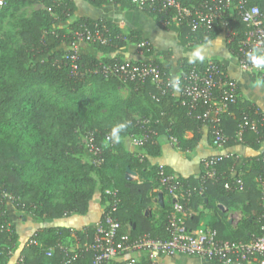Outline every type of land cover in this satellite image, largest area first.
I'll return each instance as SVG.
<instances>
[{"label":"trees","instance_id":"obj_1","mask_svg":"<svg viewBox=\"0 0 264 264\" xmlns=\"http://www.w3.org/2000/svg\"><path fill=\"white\" fill-rule=\"evenodd\" d=\"M87 1L99 6L111 0ZM178 1L187 7L202 9L206 5L219 11L210 28L202 26L193 30L185 22L177 25L183 44L199 45L224 34L228 53L237 60L243 57L241 43L246 28L236 11H230L226 0ZM246 1L249 5L259 8L264 24V0ZM3 2L0 16L35 2H40L48 8L38 9L30 16L20 17L17 21L18 38L8 32L0 37V137L11 128L12 120L7 117V110L16 105L20 123L16 136L28 147L22 146L25 149L22 154L7 155L0 152V226H4L0 231V250L11 249L19 241L16 228L6 215L5 194L11 197V205L41 221L87 212L96 190V179L92 175L93 167L88 160L83 162L77 158V155L84 152L90 156L84 143L69 141L78 129L91 134L93 143L101 149L100 156L103 161L94 169L99 180V191L103 199L105 188L118 189L119 204L115 216L120 224L119 233L128 234L130 238L143 234L155 238H165L168 235L169 200L157 205L156 219L149 210L153 201L158 202L159 192L155 189L159 184L160 170L159 165L149 163V158L161 155L163 137L169 140L173 137L176 140V144L172 143L174 147L182 152L189 151L197 146L202 128L206 126L209 142L212 144L211 121L217 119L227 136L225 147L243 144L258 148L264 140V117L255 105L239 98L238 87L235 101L229 102L220 113L214 112V107L211 106L208 116H203L209 108L208 102L205 103L200 98L191 102V99L180 94L187 85V76L193 67L204 71L211 61L226 74L225 67L219 60L182 59L179 64L184 74L178 78L179 95H175L170 86L172 78L169 68L156 58L148 56L151 47L150 51L145 53L147 57L144 60L156 67L163 79V85L157 87L148 78L144 81L127 82L112 77L106 78L89 71L99 63L123 60L109 55L120 51L129 43H135L137 46L141 41H145L138 30L124 33L106 18L92 19L86 16L77 18L66 27H57L58 21H66L73 14L72 0ZM112 2L140 10L164 28L171 25L165 24V14L162 11L150 10L146 6L140 8L130 0ZM85 30L100 33L105 43L99 40L90 41L101 56L79 52L78 59L74 61L77 68L74 69L73 62L65 57L69 52L68 48L61 49V46H68L75 40L76 32ZM252 55L264 56V52L255 51ZM130 61L139 62L134 59ZM123 87L127 89L126 95L120 93ZM224 88L220 81L211 91L212 99L218 100ZM47 116L51 117L53 128H57L55 131L59 134L47 129ZM244 117L256 120L257 129L245 126L239 139L237 132ZM144 119H149V122L143 124ZM119 122L127 123V128L120 133V142L114 143L109 138L110 132ZM131 136L136 137L139 142L135 146L132 145V149H127L124 140ZM31 148L39 149L44 156L42 162L38 163L34 159L36 156ZM26 151L30 152V155L26 154ZM204 161L205 159L201 161L197 175L177 176V180L186 188L202 190L195 192L190 200L185 202L188 211L187 226H197L203 209L210 208L217 210L223 218L209 219V227L214 229L221 239L246 241L251 236L260 234L264 226V209L255 178L264 172L262 152L250 157L222 155L214 165V178L205 176ZM127 167L137 172L141 182L125 177ZM31 168L37 171L35 175L30 173ZM162 169L165 173L171 172L167 167L163 166ZM237 178L243 181V188L240 190L234 183ZM225 184H228L229 188H226ZM59 189H65L61 196L56 195ZM230 202H241L242 218L233 230L228 227L226 215L216 206V203H222L229 207ZM146 210L148 213L145 214ZM93 232L94 226L77 230L65 226L42 225L30 236L37 244L29 243V238L20 252L25 257L26 264H92L90 253L84 252L74 260H63L59 246L73 245L74 236L82 243L86 238L91 239ZM69 237L73 241L67 242ZM48 248L54 251L50 257L44 256ZM5 260L6 257L0 255V264H6ZM251 262L260 264L257 261Z\"/></svg>","mask_w":264,"mask_h":264},{"label":"built area","instance_id":"obj_2","mask_svg":"<svg viewBox=\"0 0 264 264\" xmlns=\"http://www.w3.org/2000/svg\"><path fill=\"white\" fill-rule=\"evenodd\" d=\"M112 1V0H111ZM140 8L147 7L150 10H159L165 14V24H182L187 23L191 29L199 27L210 28L218 16L217 8L204 5L202 9L194 6L187 7L182 5L178 0H130ZM220 2V0H219ZM0 0V8L3 5ZM226 5L236 11L241 21L245 25V36L241 43L243 57L238 60L239 67L247 72H255L264 76V67L257 68L248 58L253 54V50L264 52V24L261 12L256 5H249L246 0H226ZM75 40L68 45L69 52L65 55L73 63V68H77L74 61L78 59L79 43H91L92 40H99L105 43L100 33H91L90 31L76 32ZM141 48V52L145 54L150 51V44L147 41H141L137 44ZM92 73L100 74L106 78H116L122 82L127 81H144L149 79L156 84L157 87L163 85L158 70L150 62L142 59L139 62L130 60L113 61L109 63H99ZM187 85L180 94L191 99L193 102L197 98L209 103V108L203 116H208L211 106L214 112H222L225 110L229 102L235 101L237 97L236 81L229 78L223 70L219 69L213 62H209L204 71L197 70L195 67L191 69L188 76ZM222 82L225 86L222 96L218 100L211 97L212 89ZM149 119H144L143 124H147ZM212 123V145L216 148H224L227 141L223 129L219 126L217 119ZM249 125L253 130L257 129V121L244 117L242 123L239 124L237 136L241 139L242 131L245 126ZM130 144L135 146L139 140L131 136ZM170 141L176 144V140L171 137ZM84 146L92 158L94 165H100L103 161L101 149L93 143L91 134L86 133L84 137ZM223 154L204 158V172L207 178L215 177L214 165L220 160ZM264 161V151L262 152ZM160 166L158 171V186L156 191L164 195L170 202V210L167 216L168 235L165 238H155L150 235L143 234L136 238H130L128 234L119 233L120 224L115 216L118 204V189L115 187H107L103 190L105 204L101 216L94 225V232L91 239L86 238L82 243L78 237L74 236V244L70 246L60 245L59 249L63 253V260H74L80 256V253H90L92 264H157L154 260L157 256H171L176 253L188 256L198 257L208 262L218 264H242L251 261H257L264 264V226L262 232L251 236L246 241L241 240H224L221 239L217 232L206 226H196L189 228L186 223L188 211L185 202L189 201L195 192H201V189L186 188V186L177 180V176L172 172L165 173ZM129 170V180H137L141 182V178L134 170ZM126 177V170H125ZM127 178V177H126ZM128 179V178H127ZM258 184L260 190L261 203L264 209V172L258 176ZM240 190L243 188L241 178L235 179L234 182ZM229 188L228 184H225ZM7 201H11V197L5 194ZM4 226H0V231ZM29 243L37 244L34 238L29 239ZM143 252L146 261H137L134 254ZM54 253L52 248H48L44 252V256L50 257ZM4 255L7 259L12 255L11 249L0 250V255ZM16 264H26L25 257L18 256Z\"/></svg>","mask_w":264,"mask_h":264},{"label":"crops","instance_id":"obj_3","mask_svg":"<svg viewBox=\"0 0 264 264\" xmlns=\"http://www.w3.org/2000/svg\"><path fill=\"white\" fill-rule=\"evenodd\" d=\"M72 1L74 5L73 14L66 21H58L56 23L57 27H65L69 23L76 21L77 18L86 16L92 19L106 18L114 22L124 33H128L133 29L138 30L141 33V37L150 44L151 53L148 56L150 58H156L163 65L167 66L172 79L173 77L179 78L184 74L179 64L184 58L190 60L217 59L224 65L226 74L236 81L239 98L255 105L264 117V76L256 73L250 74L239 67L237 58L230 55L225 48L224 34H220L206 43L190 46L181 42L179 28L176 24H171L167 28H164L158 25L151 16L140 10L129 9L120 4H115L112 1H108L99 6L93 5L87 0ZM38 8L45 9L41 4ZM230 11L233 12V8H230ZM66 47L68 46L63 45L61 49H65ZM78 51L97 57L101 56V53L91 43H79ZM109 56L120 57L123 60H142L147 57L141 50L137 49L135 43H129L120 51H116ZM120 93L126 95L127 89L123 87L120 89ZM179 93L180 90L174 91L175 95H179ZM124 142L127 149L133 148L128 137L125 138ZM263 151L264 140L260 142L258 148H252L243 144L216 148L209 142L208 128L204 126L197 146L189 151L182 152L178 150L167 137H163L161 139V155L154 158L150 157L149 163L167 167L176 176L188 177L199 173L200 163L204 158L217 154L230 155L232 157H250L260 154ZM92 175L96 179V190L85 214H75L51 221H41L15 208L11 205L10 201H7L6 215L15 226L19 235V241L11 248L12 255L8 258L6 264H16L17 257L22 256L20 251L25 242L42 225L65 226L77 230L95 225L101 216L105 200L104 197L102 199L99 191L97 175L94 173ZM257 179L258 177L255 178L258 187ZM163 202H168L164 196ZM158 204L160 203L153 201L151 208H147L154 215L155 219L158 217ZM216 206L218 210L226 215L225 218L227 219L228 227L231 230L235 229L239 225V220L242 217L241 202H230L229 207H225L222 203H216ZM146 213H148V210L145 211ZM233 213L239 215L237 220H233ZM211 218L213 220H217V218L223 219L217 210L204 208L197 226L209 227V219ZM68 239L69 241L67 242L73 241L71 237ZM134 258L137 261H144L146 256L143 252H137L134 254ZM154 260L157 264H215L198 257L181 253H176L171 256H157ZM246 264L256 263L247 262Z\"/></svg>","mask_w":264,"mask_h":264},{"label":"rangeland","instance_id":"obj_4","mask_svg":"<svg viewBox=\"0 0 264 264\" xmlns=\"http://www.w3.org/2000/svg\"><path fill=\"white\" fill-rule=\"evenodd\" d=\"M57 1H60V0H57ZM40 4L43 5L45 7V9L48 8L46 5H44L40 2H35L29 6L19 8L15 12L14 11L10 12V13L8 12L6 15L0 16V37L5 32H8L14 38H18V32H19V26H18V22H17L18 19L20 17L32 15L35 11L40 9V8H38ZM66 48H68V47H66ZM17 114H18V107L16 105H12L7 110V117L12 120L11 128L9 129V131H7V133L5 135L0 137V152H3L7 155L25 153V149L22 146L27 147L26 144L23 143L21 140L19 141L17 136H16V134L20 128V123H19V119H18ZM45 126L50 131L55 132L56 134H59V132L55 131L57 128L55 130L53 128L52 119L50 116H47V118L45 119ZM85 133H86L85 130L78 129L73 133V135L71 136L69 141L75 142L77 144H82V143H84ZM38 150L39 149H32L31 148L32 153L36 156L34 159H36L39 163V162L43 161L44 156H42V153L39 152ZM84 153L77 155V158L79 160H82L83 162L88 160V163L91 164L93 167V170H92L93 172L92 171L91 172L95 174L94 169H97L98 166L94 165L92 162V158H90V156H88L86 153L85 154ZM26 154L30 155V152L26 151ZM34 159H31V160H34ZM90 159H91V161H90ZM30 173L35 175L37 173V171L34 168L33 169L31 168ZM64 192H65V189H59L58 191H56V195L61 196V194H63ZM232 218H233V220H237L239 218V215L237 213H233ZM7 260L8 259L6 258L5 262H7Z\"/></svg>","mask_w":264,"mask_h":264},{"label":"clouds","instance_id":"obj_5","mask_svg":"<svg viewBox=\"0 0 264 264\" xmlns=\"http://www.w3.org/2000/svg\"><path fill=\"white\" fill-rule=\"evenodd\" d=\"M253 51L255 52L258 50L254 49ZM249 58L257 68L264 67V56H256L250 54ZM170 86L173 88L174 91H179L180 83L178 78L173 77ZM126 128H127V123L125 122H119L115 126H113L109 137L112 140V142L119 143L121 139L120 133L123 132Z\"/></svg>","mask_w":264,"mask_h":264},{"label":"water","instance_id":"obj_6","mask_svg":"<svg viewBox=\"0 0 264 264\" xmlns=\"http://www.w3.org/2000/svg\"><path fill=\"white\" fill-rule=\"evenodd\" d=\"M132 173L130 170H129V168L127 167L126 168V177L128 178V179H130V177H129V175H128V173ZM157 201L160 203V204H163V196H162V194H159L158 195V197H157Z\"/></svg>","mask_w":264,"mask_h":264}]
</instances>
